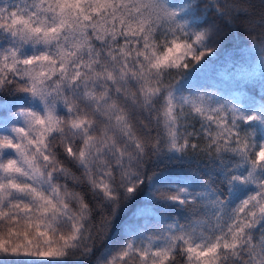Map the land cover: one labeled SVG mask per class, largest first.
<instances>
[{"label": "snow or ice", "instance_id": "6c2138e0", "mask_svg": "<svg viewBox=\"0 0 264 264\" xmlns=\"http://www.w3.org/2000/svg\"><path fill=\"white\" fill-rule=\"evenodd\" d=\"M0 94V264H264L251 0H0Z\"/></svg>", "mask_w": 264, "mask_h": 264}, {"label": "trees", "instance_id": "16d2710c", "mask_svg": "<svg viewBox=\"0 0 264 264\" xmlns=\"http://www.w3.org/2000/svg\"><path fill=\"white\" fill-rule=\"evenodd\" d=\"M259 14L264 7H262V0H251ZM209 24L217 31L216 36V53L211 58L209 65L210 69H214L216 73H223L226 69L232 67V62L239 60L242 54H247L248 45L252 37L249 36L247 30L243 27H237L235 24H226L224 21L215 16L207 17ZM259 32L257 31V35ZM253 91H259L258 87ZM11 99L7 94H0V100ZM143 202V197L138 199L127 209L125 219L131 216L136 207ZM179 209H166L164 214L176 216ZM95 257L89 259L86 264H94Z\"/></svg>", "mask_w": 264, "mask_h": 264}]
</instances>
